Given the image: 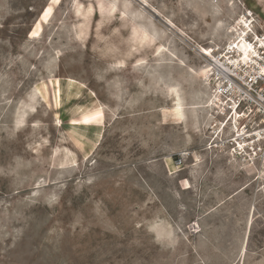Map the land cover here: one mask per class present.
<instances>
[{
	"label": "rangeland",
	"instance_id": "1",
	"mask_svg": "<svg viewBox=\"0 0 264 264\" xmlns=\"http://www.w3.org/2000/svg\"><path fill=\"white\" fill-rule=\"evenodd\" d=\"M246 20L264 0H0V264H264V161L192 124Z\"/></svg>",
	"mask_w": 264,
	"mask_h": 264
},
{
	"label": "bare ground",
	"instance_id": "2",
	"mask_svg": "<svg viewBox=\"0 0 264 264\" xmlns=\"http://www.w3.org/2000/svg\"><path fill=\"white\" fill-rule=\"evenodd\" d=\"M250 33L253 34V41L249 39ZM230 38L232 39V42L228 44L222 55V58H227L229 63L225 64L226 68H222L229 69V66L236 67L240 70H244L248 74L258 70L261 71L262 75H264V55L261 54L259 50L261 48L264 49V35L261 36L258 33H255L253 30V25L251 23H247L246 20L243 22V24H240L235 29L233 34L230 35ZM217 83H220V81L215 79V96L213 100L209 99L207 101H203L197 99L196 102H194V117L192 118V124L194 125V128L198 129L203 124L200 112L203 110L205 112L207 111L208 116L206 119L204 118L205 120L203 121L205 123L204 126L208 129H211L214 134L213 137H215V139L212 142L214 145L211 144L212 148L214 146L216 147V145L219 146V144L215 145L216 140L221 136V134L226 135V133L229 131L226 141L224 138L222 139V144L230 143L231 149L228 154L230 155L232 161L236 162L238 157H241L242 161L244 162H247L248 159L253 161L252 165H255L256 161H264V149H262L263 152L261 154H259V152H254L257 150V146L261 143V140L257 139L256 136H253L251 130L245 131V129H241L240 121L243 119L242 115L239 114V111H234V113H231V110H228L229 101L222 95V93H218V90L216 89ZM215 101H218L216 106H214ZM220 105V113L223 115V117L218 121L215 114L217 110L216 108H219ZM182 108L183 104L179 102L175 104L177 119L184 118L185 116L184 111L182 112ZM229 127L232 128L229 130ZM236 131H238V137H236ZM243 133L246 134L242 135ZM181 155L187 157L188 155H191V152L183 150ZM195 157L197 158L196 160L198 162H200L203 158L200 153H196Z\"/></svg>",
	"mask_w": 264,
	"mask_h": 264
},
{
	"label": "built area",
	"instance_id": "3",
	"mask_svg": "<svg viewBox=\"0 0 264 264\" xmlns=\"http://www.w3.org/2000/svg\"><path fill=\"white\" fill-rule=\"evenodd\" d=\"M216 74V79L220 81L216 84L218 93L228 99V110H231V113L239 111L242 115L241 129L251 130L253 136L261 140L254 151L261 154L264 149V75L258 70L248 74L231 66L229 69L221 67L216 70ZM231 128L229 127V130ZM235 134L236 137L239 136L238 131Z\"/></svg>",
	"mask_w": 264,
	"mask_h": 264
},
{
	"label": "snow or ice",
	"instance_id": "4",
	"mask_svg": "<svg viewBox=\"0 0 264 264\" xmlns=\"http://www.w3.org/2000/svg\"><path fill=\"white\" fill-rule=\"evenodd\" d=\"M88 122H89V121H87V120L85 121V123H88Z\"/></svg>",
	"mask_w": 264,
	"mask_h": 264
}]
</instances>
